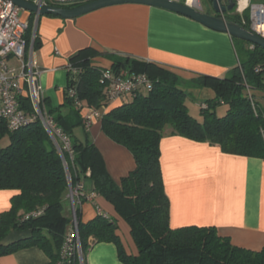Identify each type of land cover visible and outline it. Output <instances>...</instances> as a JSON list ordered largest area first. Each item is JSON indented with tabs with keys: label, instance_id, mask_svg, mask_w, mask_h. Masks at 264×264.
Wrapping results in <instances>:
<instances>
[{
	"label": "trees",
	"instance_id": "1",
	"mask_svg": "<svg viewBox=\"0 0 264 264\" xmlns=\"http://www.w3.org/2000/svg\"><path fill=\"white\" fill-rule=\"evenodd\" d=\"M82 3L49 4L76 7ZM244 17L247 18V13ZM232 19L250 28L240 16ZM33 21V18L29 21L27 37L31 35ZM235 42L238 48L246 44L237 38ZM251 45L248 42L249 53L245 59L240 56L239 65L228 76L202 75L196 80L198 86L215 92L214 98L200 103L199 116L190 112L188 93L179 76L156 63L128 56L115 62L110 67L115 72L119 73L120 67H124L131 73H144L153 85L151 90L110 102L101 82L105 68L92 65L88 57L93 51L82 49L74 58L73 64L79 71L69 77L67 88L76 89L84 107L106 105L108 110L101 119L102 130L114 142L129 149L136 164L122 177L120 184L116 183L106 169L98 146L89 139V133L85 132L84 140L74 134L75 127L84 126L85 116L81 117L78 112L71 118L49 114L72 139L73 159L64 154L71 184H83V191L95 190L99 197L110 202L129 225L138 251L137 254L127 252L115 218L97 214L92 220L83 222L79 208L77 216L85 263L92 244L113 242L124 264H264V248L251 250L236 246L229 237L220 235L215 226L173 227L161 164L160 145L168 126L171 135L218 144L225 153L264 159V104L258 101L257 111H254L244 82L245 77L252 89L249 81L252 77L254 88H261L262 77L255 68L264 67V48ZM21 103L24 109H31L28 98ZM65 104L75 107L74 100L67 94ZM222 105L226 106L224 114L218 115ZM84 107L80 111L85 115ZM5 139L7 142L1 145ZM2 189L16 193L11 198L10 209L0 214V256L36 246L50 258L49 264L55 263L70 230L71 210L70 216L65 213L70 182L61 154L39 120L11 131L0 117ZM39 209L43 210L42 214L28 216ZM15 230H28L31 235L4 244L6 237Z\"/></svg>",
	"mask_w": 264,
	"mask_h": 264
},
{
	"label": "crops",
	"instance_id": "2",
	"mask_svg": "<svg viewBox=\"0 0 264 264\" xmlns=\"http://www.w3.org/2000/svg\"><path fill=\"white\" fill-rule=\"evenodd\" d=\"M51 2L54 1L47 0V4ZM199 4L203 8L200 0ZM221 4L228 2L222 0ZM235 16L248 22L236 8L225 13L230 20ZM22 18L28 22L33 18V27L37 21L36 59L45 91V109L53 116L71 118L76 112L85 116L83 111L65 104L70 77L68 66L82 49L93 51L88 57L92 65L100 68H110L124 56L156 63L177 74L188 97L194 101L195 94H200L203 100L215 97L212 89L195 83L200 76L225 77L240 63L235 37L164 8L120 4L71 19L38 17L22 10ZM125 70L129 71L120 67V71ZM81 129L82 133H77ZM73 131L81 140L85 139L86 131L89 133V139L98 146L106 169L116 183L120 184L122 177L135 168L130 150L104 133L101 119L89 127L85 124L75 127ZM170 131V127L166 128L160 146L171 225L215 226L220 235L229 237L236 246L251 250L264 248V159L225 153L218 144L171 135ZM15 193L0 190V214L10 209ZM95 203L116 219L117 231L127 252L137 254L129 225L114 206L99 196ZM97 214L94 203L84 202L80 206L83 222ZM30 235L28 230H15L3 243ZM49 263L47 254L36 246L0 256V264ZM86 264L124 263L115 243L96 242L86 254Z\"/></svg>",
	"mask_w": 264,
	"mask_h": 264
},
{
	"label": "built area",
	"instance_id": "3",
	"mask_svg": "<svg viewBox=\"0 0 264 264\" xmlns=\"http://www.w3.org/2000/svg\"><path fill=\"white\" fill-rule=\"evenodd\" d=\"M56 3H70L75 1L87 2L90 0H53ZM183 2V0H175ZM236 11L245 13L248 11V23L252 31L264 38V2H253L236 0ZM40 4H47V0H36ZM186 4L200 5L199 0H185ZM183 2V3H184ZM29 22L22 18V9L10 0H0V117H2L11 131L39 120L55 146L61 154L67 170L70 190L68 199L71 210L70 230L60 249V257L53 264H86L84 259L82 242L79 234V220L77 210L84 202L96 205L97 213L107 217L100 206L95 203L98 193L95 190L85 192L83 184L73 186L65 153L73 159V146L71 137L56 123L45 109V91L40 82L41 70L36 59L35 41L37 38V21L35 20L31 35L27 37ZM254 47V46H252ZM70 77H74L79 69L76 65L68 66ZM255 72L261 74V99H256L244 77L247 93L254 111H257V103L264 104V67L257 66ZM101 82L105 86L107 99L112 102L124 99L130 94L152 89V81L144 73H131L129 71L115 72L111 68L102 71ZM67 95L74 100L76 109L83 108V103L77 97L74 87L67 89ZM28 98L31 105L30 110L22 107L21 100ZM206 106V105H204ZM85 108V124L89 127L95 120L102 119L106 112V105L101 108L93 106ZM90 172H88L89 175ZM43 210H35L28 214L38 216Z\"/></svg>",
	"mask_w": 264,
	"mask_h": 264
},
{
	"label": "water",
	"instance_id": "4",
	"mask_svg": "<svg viewBox=\"0 0 264 264\" xmlns=\"http://www.w3.org/2000/svg\"><path fill=\"white\" fill-rule=\"evenodd\" d=\"M23 11H29L38 17L53 15L64 19L82 16L94 10L120 4H142L164 8L187 16L215 31L226 32L232 37L242 39L254 46L264 48V38L249 28L225 17L226 12L233 11L237 6L236 0H227V5H222V0H213L212 9L204 10L199 5H189L175 0H90L76 7L40 4L30 0H10Z\"/></svg>",
	"mask_w": 264,
	"mask_h": 264
},
{
	"label": "rangeland",
	"instance_id": "5",
	"mask_svg": "<svg viewBox=\"0 0 264 264\" xmlns=\"http://www.w3.org/2000/svg\"><path fill=\"white\" fill-rule=\"evenodd\" d=\"M52 1V0H49ZM185 0H183L184 2ZM202 3V6L205 10L209 9L211 10V12H213L212 9V2L213 0H200ZM253 2H264V0H252ZM223 3H226V0H223ZM247 13V18H248V12ZM238 39V38H237ZM242 40V39H241ZM246 44H241L239 45V55L241 56L242 59L246 58L247 53H249V46H248V42H245ZM251 47V46H250ZM252 88V93L254 94V96L256 97V99H261V91L258 88H254V81L251 77V79L249 80ZM209 93H213L212 90L209 91ZM207 96V95H205ZM195 101L192 99L191 96L188 97V104H189V108H190V112L194 115V116H199L200 113V106L199 103L203 100L202 96L200 94H195ZM130 98V97H129ZM198 100V101H197ZM226 106L222 105L218 108V115H222L224 114V110H225ZM169 127V126H168ZM83 129L78 130L77 133H82ZM81 136V135H80ZM7 142V140L5 139L4 141H2L1 145H4ZM66 215L70 216V210H69V201L66 202V211H65Z\"/></svg>",
	"mask_w": 264,
	"mask_h": 264
},
{
	"label": "bare ground",
	"instance_id": "6",
	"mask_svg": "<svg viewBox=\"0 0 264 264\" xmlns=\"http://www.w3.org/2000/svg\"><path fill=\"white\" fill-rule=\"evenodd\" d=\"M244 1H245V0H242V1H241V5H244Z\"/></svg>",
	"mask_w": 264,
	"mask_h": 264
}]
</instances>
